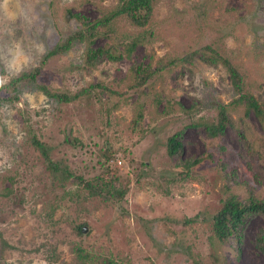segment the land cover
Here are the masks:
<instances>
[{"label":"rangeland","instance_id":"obj_1","mask_svg":"<svg viewBox=\"0 0 264 264\" xmlns=\"http://www.w3.org/2000/svg\"><path fill=\"white\" fill-rule=\"evenodd\" d=\"M115 1L0 0V83L39 64L56 40L79 27L71 13L92 20ZM110 28L91 45L122 51L144 32L130 58L83 67L84 43L73 40L41 64L36 82L73 98L53 99L24 79L0 90L9 96L0 100V264H80L77 244L89 255L84 264H103L108 255L128 264H264L253 244L264 213L243 219L237 243L219 242L210 229V215L227 194L243 198L250 190L264 201L263 125L252 111L228 108L231 124L207 137L191 122L214 119L218 102L236 95L223 65L197 56L165 65L209 43L264 104V0H157L144 26L121 15ZM132 60L161 64L135 90L127 87ZM98 81L115 92L80 90ZM177 129L181 152L170 156L166 137ZM104 145L113 151L108 159ZM42 148L60 168L47 166ZM184 157L196 162L186 169L178 163ZM107 169L118 176L115 187L125 189L118 198L91 195L75 178L91 180ZM77 223L86 229L77 233Z\"/></svg>","mask_w":264,"mask_h":264},{"label":"trees","instance_id":"obj_2","mask_svg":"<svg viewBox=\"0 0 264 264\" xmlns=\"http://www.w3.org/2000/svg\"><path fill=\"white\" fill-rule=\"evenodd\" d=\"M157 0H116L114 5L105 11L100 17L95 19H87L79 13H71L72 16L80 21V26L68 33L65 38L56 40L53 45L47 49L42 55L39 64L32 67L30 70H21L18 74L10 76L9 80L4 83H0L1 89H9L14 86L19 80L32 81L42 93L50 96L53 99L67 100L75 96L74 93L67 94L63 91L50 90L47 86L40 82H36V77L40 72L41 64L45 58L61 53L67 50L73 40H80L84 43V49L82 54V66L93 67L96 63L102 59H109L111 61L118 60L122 55L130 58V54L134 45L143 39V31L133 34L128 41H125L122 46V51L117 50L116 46H98L91 45L93 37L98 33H106L107 30L111 29L110 24L115 17L125 16L132 24L137 26H144L150 17L153 3ZM106 27L102 32L100 27ZM145 32L149 33V30L145 28ZM204 60L205 62L216 64L220 63L223 65L227 75L231 89L236 95H233L227 102H218L217 112L214 119L191 122L196 126H201L207 137H214L220 135L227 125L231 124L230 118L227 114L228 108L242 107L243 114L246 115L249 111L257 117V119L263 125L264 131V104L256 99V97L249 91L243 88L242 72L228 59L221 54L220 51L216 50L209 43H205L199 48L191 49L180 56H173L165 62V65L172 63H180L182 61L192 62L193 58L196 57ZM160 65L151 66L149 62H140L132 60L129 65L131 72V80L127 84L128 88L139 89L141 85L146 83L150 78L153 77L156 69L160 68ZM99 87L100 91L109 90V92H115L112 88L106 85L105 82H93L88 83L86 87H80V90H86L90 87ZM9 97L7 95L0 94V100ZM235 132L240 139H244L242 129L235 127ZM33 142L39 147H42L41 141L34 138ZM181 130H174L166 137L165 149L168 155L173 156L181 152ZM42 153L46 159L47 166L58 169L57 161H51L47 156V151L42 148ZM112 149L104 145L102 156L104 159H108L112 156ZM196 159H189L184 157L178 159V163L182 164L188 169ZM64 171V170H63ZM187 172V171H186ZM69 172L66 174L68 175ZM233 173V171H232ZM86 190L91 195H98L102 198H107L109 194L113 192L117 198L124 192V187H115L114 180L118 178L116 173L112 174V170H105L104 173L92 178L91 180H83L79 175L75 176ZM254 213H264V201L261 198L256 197L250 190L243 198H237L234 194H227L221 199L220 206L210 215V229L213 237L219 242H224L229 238L237 243L240 239V223L243 219ZM80 223L74 225V229L77 233H80ZM254 246L264 252V228H259L253 238ZM73 251L76 252L77 258L80 259V264H84L85 258L88 255L86 251L82 250V246L77 244L72 246ZM103 264H128L125 261L114 259L111 256H104L101 258ZM195 264H204L200 261H194ZM215 264H225L221 259L216 261Z\"/></svg>","mask_w":264,"mask_h":264},{"label":"water","instance_id":"obj_3","mask_svg":"<svg viewBox=\"0 0 264 264\" xmlns=\"http://www.w3.org/2000/svg\"><path fill=\"white\" fill-rule=\"evenodd\" d=\"M85 229H86L85 226H81V227H80V230H85Z\"/></svg>","mask_w":264,"mask_h":264}]
</instances>
